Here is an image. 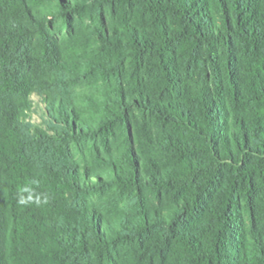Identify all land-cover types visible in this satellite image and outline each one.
Masks as SVG:
<instances>
[{
	"label": "trees",
	"instance_id": "1",
	"mask_svg": "<svg viewBox=\"0 0 264 264\" xmlns=\"http://www.w3.org/2000/svg\"><path fill=\"white\" fill-rule=\"evenodd\" d=\"M0 264H264V0H0Z\"/></svg>",
	"mask_w": 264,
	"mask_h": 264
},
{
	"label": "rangeland",
	"instance_id": "2",
	"mask_svg": "<svg viewBox=\"0 0 264 264\" xmlns=\"http://www.w3.org/2000/svg\"><path fill=\"white\" fill-rule=\"evenodd\" d=\"M32 100L34 102L35 110H36L34 112V114L32 115V121L34 123H39L40 122V119H41V115H42L43 105L40 103L39 98L36 97V96H33L32 97Z\"/></svg>",
	"mask_w": 264,
	"mask_h": 264
}]
</instances>
